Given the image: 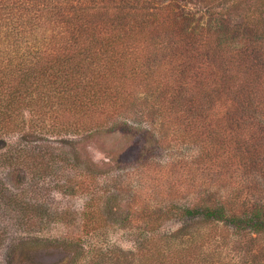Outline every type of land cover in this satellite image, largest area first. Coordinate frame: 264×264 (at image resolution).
<instances>
[{
  "label": "trees",
  "instance_id": "obj_1",
  "mask_svg": "<svg viewBox=\"0 0 264 264\" xmlns=\"http://www.w3.org/2000/svg\"><path fill=\"white\" fill-rule=\"evenodd\" d=\"M184 1L0 0V166L19 186L1 200L24 226L38 212L30 177L52 169L46 138L139 130L159 148L193 151L146 160L134 249L88 242L86 264H233L224 227L251 249L234 264H264V203L228 190L238 161L264 156V40L242 24L192 27ZM90 209L88 229L105 230L101 206ZM171 221L182 226L163 231ZM57 251L56 264H71L61 245L24 250L21 263Z\"/></svg>",
  "mask_w": 264,
  "mask_h": 264
},
{
  "label": "rangeland",
  "instance_id": "obj_2",
  "mask_svg": "<svg viewBox=\"0 0 264 264\" xmlns=\"http://www.w3.org/2000/svg\"><path fill=\"white\" fill-rule=\"evenodd\" d=\"M184 2L186 10L192 12V27L219 30L223 26L242 24L241 29L252 31L259 41L264 40V0ZM261 85L264 90V82ZM145 135L139 130L126 134L111 132L107 128L75 139L52 137L40 141L41 146L50 150L52 169L47 177H30L31 202L38 208L31 227L19 222L12 207L2 202L3 191H16L19 186L16 175L0 166V264H22V251L60 245L73 253L71 264H86L90 258L88 242L98 239L110 247L133 250L135 237L142 234L139 219L143 216L144 205L139 206L138 198L142 200L143 194L150 189L146 182L149 171L146 160L158 163V160L193 154L187 145L173 151L159 148L153 138ZM249 144L255 145L256 142ZM259 158L262 160L244 158L238 161L237 170L232 171L233 185L228 190L237 194L242 202L264 203V156ZM68 180L78 183L73 190L66 187ZM121 182L127 187L119 190ZM94 202L101 206V225L105 228L98 232L88 229L87 223ZM181 226L182 222L171 221L162 229L174 232ZM221 231L229 233L223 257L227 263L234 264L247 255L250 248L244 246L235 228L224 227ZM62 258L57 251L40 253L36 261L56 264Z\"/></svg>",
  "mask_w": 264,
  "mask_h": 264
}]
</instances>
